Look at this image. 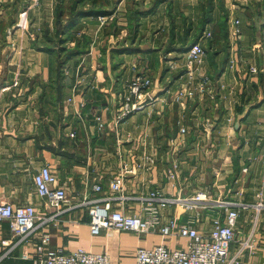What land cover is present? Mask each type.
<instances>
[{
  "label": "crops",
  "instance_id": "crops-1",
  "mask_svg": "<svg viewBox=\"0 0 264 264\" xmlns=\"http://www.w3.org/2000/svg\"><path fill=\"white\" fill-rule=\"evenodd\" d=\"M119 2L127 6L124 10H116L115 13L125 12H119L120 15H127L133 3L137 8L142 3L147 5L141 9L145 14L141 16L136 29L139 37L142 36L145 41L140 45L143 52L137 50L138 54L134 57H142L140 54L149 53L152 49H163L168 44L170 33H175L176 40L180 42L178 46L175 42V47H189L202 28L204 17L210 18L204 30L221 34L215 38V42H209L210 47L216 51L225 48L229 53L224 71L218 74L216 83H213V86H218L215 90L211 86V90L208 89L203 95L197 93L200 106L190 105L188 108L185 124L190 133L186 137L182 138L179 133L181 114L178 107L170 104L165 111L166 106H161L164 103H158L161 94L144 110L125 118L115 129L111 121L114 108L111 109L110 96L98 88V84L105 86L109 76L106 78L104 71L97 70L98 84L83 94L87 98L86 103L81 102L83 99L80 95L76 99L80 101L79 104L76 101L74 104L67 103V88L65 97L57 99L54 91L52 94L47 92L55 58L37 50L27 36L25 44L20 42L22 46L17 45L13 58L8 62L0 57V62L8 66H24L23 73L19 75L24 76L20 78L27 84L22 93L14 88L11 92L0 94L3 102L0 104V202L9 201L16 205L31 203L38 207L42 215L54 214L56 210L37 195L32 182L33 174L45 164L52 167L60 183L69 189L73 203L79 202L84 189L82 181L87 173L91 176L101 174L106 188L118 171L119 139L131 162L142 157L144 159L146 155L156 160L155 166L149 170H140L138 174L126 177L127 192L138 194L159 187L169 196H187L210 190L215 197L237 203L239 217L231 255L237 256L238 264H264V205L259 207L260 203L264 204V75L250 77L247 73L249 64L264 63V55L253 50V44L261 37L264 0ZM151 15L159 17L161 21L158 19L150 27L149 24L144 25L143 17ZM235 19L240 20L242 34L239 40L230 36V26ZM92 28L87 31L92 32L95 42L98 34ZM23 30L24 26L20 31ZM121 30L125 33L123 35L128 34V28L121 27ZM186 31L191 33V42L184 45L183 41H179L178 34L184 35ZM146 33L149 35L146 36ZM170 38L173 39V35ZM23 47L24 55L21 52ZM121 47L124 48V45ZM234 59L237 60V70L229 68V62ZM205 62L206 57V65ZM15 70V67H8L1 81H14L17 78ZM159 74L161 76L162 67ZM113 90L110 95L118 91L114 87ZM160 91L154 89L152 94ZM203 96L207 98L202 101ZM63 101L65 105L61 104ZM157 103L160 106L157 107ZM98 114H102L108 122L102 134L96 130L94 121ZM71 131L77 133L75 138L69 136ZM174 164H179V179L172 184L166 171ZM132 204L139 208L138 201ZM178 210L172 205L165 214L178 215ZM186 217V214L180 215L181 220ZM201 220L199 226L202 227L206 220ZM89 221L84 207L56 216L47 225L51 246L68 252L80 247L94 253L107 252L111 264H133L140 246L150 248L160 243L168 244L171 248L176 246L175 240L164 239L160 235L140 238L127 231L93 235ZM245 242L251 244L252 248H247ZM27 250L32 251V246L18 244L11 233L9 221L0 223V264H35L22 258Z\"/></svg>",
  "mask_w": 264,
  "mask_h": 264
},
{
  "label": "built area",
  "instance_id": "built-area-1",
  "mask_svg": "<svg viewBox=\"0 0 264 264\" xmlns=\"http://www.w3.org/2000/svg\"><path fill=\"white\" fill-rule=\"evenodd\" d=\"M241 34L240 20L235 19L230 26V36L239 40ZM211 35L209 31L206 36ZM253 50L264 55V23L261 37L253 44ZM205 54L201 43L190 46L185 52L190 69L188 81L195 85L180 88L174 94V101L178 104L181 114L178 123L182 138L190 133L185 124L189 103L197 98V93L203 95L208 89L211 90L212 80L209 77L202 75L198 83L195 82V70L202 67ZM236 62V59L231 60L229 68L237 70ZM247 73L250 77L264 75V63L249 64ZM18 84L16 78L13 85ZM151 84L149 77L135 74L123 85L119 94V110L122 112L113 118L115 129H118L121 118L144 108V97L148 95ZM72 100L70 97L66 101L70 103ZM94 121L96 130L104 133L108 122L103 115H96ZM69 136L75 138L77 133L71 131ZM117 156L118 171L106 188L101 174H85L82 181L83 193L77 203H73L69 189L60 183L52 167L48 164L41 166L33 174L32 182L37 195L44 198L50 208L56 210L52 215L40 214L38 207L31 203L16 205L9 201L0 202V223L9 221L11 233L18 240V244L23 243L33 248L32 251L23 252V259L32 260L35 264H111L107 252L94 253L81 247L68 252L51 246V234L47 231V225L67 210L84 207L90 217L89 227L93 235L127 231L140 238L160 235L164 239L175 240L174 248L165 243L150 248L138 247L133 264H238L237 256L233 257L230 252L231 244L235 241V228L239 217L237 203L215 197L210 190L187 196H169L159 187L149 188L138 194L129 193L125 187L126 177L138 174L140 170H149L155 166L156 160L153 156L146 155L144 159L142 157L131 162L119 139ZM166 176L172 184L177 181L179 164L168 168ZM133 201H138L139 208L132 204ZM172 205L179 209L178 215L165 214L167 208ZM263 205L260 203L259 207ZM181 214L187 215L185 220L180 219ZM201 218L206 220L202 227L199 226ZM244 245L252 248L248 242Z\"/></svg>",
  "mask_w": 264,
  "mask_h": 264
},
{
  "label": "rangeland",
  "instance_id": "rangeland-1",
  "mask_svg": "<svg viewBox=\"0 0 264 264\" xmlns=\"http://www.w3.org/2000/svg\"><path fill=\"white\" fill-rule=\"evenodd\" d=\"M145 6L147 5L142 3V6L139 4L137 8L133 3V8L127 11V15H120L119 12H125L119 11L115 13L116 10L120 8L124 10L127 6L126 3L121 5L119 0H0V57H3L4 60L8 62L13 58L18 47L17 45L19 44L22 46L21 43L25 44L27 36L30 38V41H32V44H35L36 41L43 42L45 37L50 38L51 36H59L60 34H58L57 31L62 30L68 22L74 18V15L77 14V12H81V10H85L86 12L93 11L90 15L85 16L84 14L83 16H80L76 26L69 31L70 33L68 32L69 39L64 45L69 52H74L78 47L77 45L84 41L85 36H87L90 41L88 50L83 49L84 51H82L80 55L77 57L73 56L71 60L66 61V65H64L65 63H62L64 68V81L65 84H67L66 87L68 89L67 99L70 97L73 98L70 103L74 104L78 95L83 99L81 101L82 103L87 102V98H84L83 94H86L88 88H95L98 84L96 80L97 70H102L104 71L106 78L109 76V83L107 82V79L105 86L98 84V88L102 90L103 94L110 96V102L112 104L111 109L114 108L111 121H113L114 115L121 114L122 111L119 110V94L122 91L123 85L128 83L135 74H144L152 81V84L148 89V95L144 97V108L156 99V97H159V94H161V99H159L158 103H164L161 106H166L164 108L165 111L170 104L177 108L178 104L174 101V94L176 91L180 88L192 87L195 84H191L188 81L190 69L187 65L185 53L182 52L183 49L173 45V42H176V46L180 45V42L178 43L176 40V34H169L168 44L164 46L163 49H152L149 53L140 54L144 59L142 57H134L138 54V51L143 52L140 45L145 41L143 42L142 36L139 37V31L136 29L140 25L139 22L141 21V16L145 14V12L141 10L142 8H146ZM46 17L47 20H45ZM158 19L160 22L161 20L159 17H153L152 15L144 16L142 22L144 25L149 24L150 27ZM42 21L43 23L41 24ZM205 23L200 29V32L196 35V41L198 40V43L202 42L201 44L206 51L205 57L207 62H205L206 65L203 63L199 70H195V82L198 83L200 76L205 75L212 80L211 86L215 90V87H217L218 84L213 86V83H216L218 74L224 71L229 53L226 52L225 48L216 51L214 50V47H210L209 42H215V38L219 37L221 34L217 33L216 35L215 32L209 30L212 35L207 37L206 35L209 31L204 30L206 26ZM135 24L137 27H135ZM23 26L24 30L21 32L20 30ZM130 26L131 28L129 31ZM110 27L112 29H110ZM121 27L128 28L127 35H123L125 33L121 30ZM89 28H92V30L95 31V34H98L97 41H95L96 44L92 32L90 31V33L87 31ZM18 30L20 32H15ZM15 33L17 34L16 36H14ZM148 35L146 33V36ZM172 35L173 39L170 38ZM178 35L180 36L179 41L182 38H185V34ZM190 36L191 33L189 32L187 38L190 39ZM58 42V39L54 40V42H51V45L59 48L60 45ZM121 45H124V48L121 47ZM97 46L99 49H97ZM170 46L173 49L167 52L166 49ZM23 51L24 47L21 50L24 55ZM113 51L117 52L112 56L111 54ZM34 54L37 55V53ZM45 56L49 57L46 53ZM133 57L135 59H133ZM207 57L209 58L207 59ZM58 60H60L59 62L61 63L62 59L58 58ZM8 67H11L12 69L14 67L16 68L15 71L19 82L18 85H13L14 81L11 83L1 81L3 79L2 77L6 76ZM161 67L162 74L160 76L159 68L161 69ZM23 68L24 66H8L5 62H0V94L11 92L14 88L18 89L21 93L25 91L27 84H25L23 79L20 78L24 76L19 75L23 73ZM194 69H196V67ZM111 76L113 77V80L111 79ZM113 87L118 91H115V95H110L111 92H114ZM154 89H156V91L160 89L161 91L153 95L152 92ZM47 92L52 94V90L49 88H47ZM116 95L117 98L115 99ZM206 98V96H203L202 101ZM49 100L51 101L52 99L49 98ZM199 101V99H196L189 104L191 106H200ZM78 102L80 103V101ZM78 102L77 104H79ZM1 103H3L2 96L0 97V104ZM67 103H69V101ZM158 103L157 107L161 104L158 105ZM61 104L65 105L66 103L63 101ZM144 108L142 110H144ZM178 110L180 111L179 107ZM136 112L138 111L133 113ZM133 113L121 118L119 124Z\"/></svg>",
  "mask_w": 264,
  "mask_h": 264
},
{
  "label": "trees",
  "instance_id": "trees-1",
  "mask_svg": "<svg viewBox=\"0 0 264 264\" xmlns=\"http://www.w3.org/2000/svg\"><path fill=\"white\" fill-rule=\"evenodd\" d=\"M85 12H86L85 10L84 11L81 10V12H77V14L74 15V18L71 19L68 22V24L62 30L57 31L58 34H60L59 36L58 35L53 36V37L51 36L50 38L45 37L43 42H37L36 41V43L34 44V47L36 49H38L40 51L47 52L50 55L54 56V58H55L54 62L52 63V66H51V78H50V82L47 84V88H49L50 90L55 92L57 99L59 97L61 99H63V97H65L66 88H67L65 81H64V73H63L64 68L62 66V63H65L66 61L71 60L73 58V56L77 57L78 55H80L82 53V51L89 49L90 41H89V38L87 36H85V39H84V41H82L81 44L77 45L78 47L76 50H74V52H69L68 49L65 48L66 46H64L68 42V39H69L68 35L70 33L69 31H71V29H73L76 26V24L78 23V21L80 19V16H83L84 14H85V16H87V15H90V13H93V11H88L86 13ZM209 19L210 18L204 17L203 22L205 23ZM188 35H189V31H186L185 38L181 39V41L184 42V45L186 42L187 43L191 42V39L187 38ZM57 39L59 40V42H58L60 45L59 48L51 45V42H54V40H57ZM197 41L194 40L193 42H191L190 46L194 45V43H196ZM41 43H46V44H41ZM173 43H175V42H173ZM189 47H187V48L180 47V49H183L182 52H185L188 50ZM172 49L173 48L170 46L166 49V51L168 52V51H171ZM115 52H117V51H113L111 55L113 56L115 54ZM58 58L62 59L61 63L59 62L60 60H58ZM64 65H66V63ZM55 102H57V101H54V103Z\"/></svg>",
  "mask_w": 264,
  "mask_h": 264
}]
</instances>
